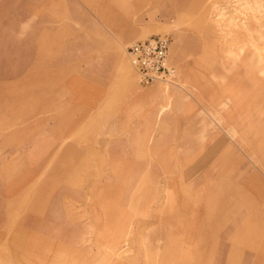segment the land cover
Segmentation results:
<instances>
[{
  "label": "rangeland",
  "instance_id": "obj_1",
  "mask_svg": "<svg viewBox=\"0 0 264 264\" xmlns=\"http://www.w3.org/2000/svg\"><path fill=\"white\" fill-rule=\"evenodd\" d=\"M0 264H264V0H0Z\"/></svg>",
  "mask_w": 264,
  "mask_h": 264
},
{
  "label": "built area",
  "instance_id": "obj_2",
  "mask_svg": "<svg viewBox=\"0 0 264 264\" xmlns=\"http://www.w3.org/2000/svg\"><path fill=\"white\" fill-rule=\"evenodd\" d=\"M170 44L169 37L155 35L127 47L138 85L148 87L155 83H174L176 70L169 62Z\"/></svg>",
  "mask_w": 264,
  "mask_h": 264
},
{
  "label": "crops",
  "instance_id": "obj_3",
  "mask_svg": "<svg viewBox=\"0 0 264 264\" xmlns=\"http://www.w3.org/2000/svg\"><path fill=\"white\" fill-rule=\"evenodd\" d=\"M128 69L129 68H128L127 64L126 63H122L121 70L125 73V80L129 83V81H131V79H132V83L134 84L133 78H131V75L129 74V70ZM162 109H163V106H161L158 111L162 112Z\"/></svg>",
  "mask_w": 264,
  "mask_h": 264
}]
</instances>
